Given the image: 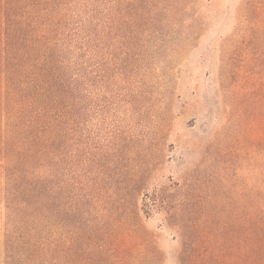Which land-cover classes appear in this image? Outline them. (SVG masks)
I'll return each instance as SVG.
<instances>
[{
	"label": "rangeland",
	"instance_id": "1",
	"mask_svg": "<svg viewBox=\"0 0 264 264\" xmlns=\"http://www.w3.org/2000/svg\"><path fill=\"white\" fill-rule=\"evenodd\" d=\"M161 16L136 79L113 80L110 95L97 81L80 104L79 148L96 145L111 174L104 191L83 185V209H69L70 157L63 219L52 209L57 231L73 211L85 217L79 226L135 230L129 264H178L199 222L232 246L257 221V0H178ZM2 181L0 172L5 264Z\"/></svg>",
	"mask_w": 264,
	"mask_h": 264
},
{
	"label": "trees",
	"instance_id": "2",
	"mask_svg": "<svg viewBox=\"0 0 264 264\" xmlns=\"http://www.w3.org/2000/svg\"><path fill=\"white\" fill-rule=\"evenodd\" d=\"M176 1L0 0L5 264H85L87 258L92 264H129L125 256L134 247L126 239L132 241L135 230L79 226L85 217L73 211L67 214L74 217L69 230L57 231L52 209L60 220L70 157L69 209H83V185L104 191L111 174L98 163L96 145L79 148L81 101L97 81L107 84L110 95L113 80L136 79L146 43ZM257 30V221L232 246L209 238L199 222L178 264H264V0H257ZM99 234L103 238L95 241ZM140 250L152 253L146 245Z\"/></svg>",
	"mask_w": 264,
	"mask_h": 264
}]
</instances>
